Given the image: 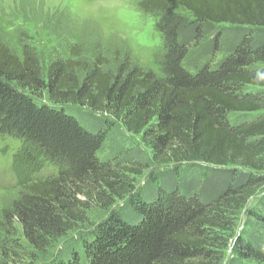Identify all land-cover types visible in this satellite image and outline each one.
<instances>
[{
	"label": "trees",
	"instance_id": "1",
	"mask_svg": "<svg viewBox=\"0 0 264 264\" xmlns=\"http://www.w3.org/2000/svg\"><path fill=\"white\" fill-rule=\"evenodd\" d=\"M138 10L162 39L158 71L115 39L89 44V22L66 11L48 21V59L27 32L20 53L0 36V136L56 167L20 178L13 163L4 230L20 226L32 250L4 239L0 264H36L91 207L109 215L53 264H264V0ZM119 128L159 167L140 187L148 165Z\"/></svg>",
	"mask_w": 264,
	"mask_h": 264
},
{
	"label": "rangeland",
	"instance_id": "2",
	"mask_svg": "<svg viewBox=\"0 0 264 264\" xmlns=\"http://www.w3.org/2000/svg\"><path fill=\"white\" fill-rule=\"evenodd\" d=\"M139 1L0 0V36L20 53L17 36L20 30L27 32L41 56L48 59L54 48L58 47L60 43L50 31L46 30L48 21L53 18V14L56 12L64 13L66 11L81 23L89 22L88 41L90 38H94V34L97 36L89 44L100 40L103 41L102 44L106 48L110 41L115 39L117 45L124 46L126 44L132 51L134 59L140 64L158 71V62L163 55L162 39L157 31L155 19L143 15L138 10ZM45 22L47 23L45 24ZM119 129L122 137L126 139L125 143L128 147H139L143 151L148 168L143 172L142 177L132 178L137 182V187H140L145 184L149 173L159 169V167L153 164L150 156L151 151L141 144L139 137ZM119 140L121 139L119 138ZM14 162H17L16 170L20 178H25L27 173L32 170L36 171V177L53 175L56 173V167L44 162L39 153L29 144L0 136V242L4 239L6 241L19 239V243H22L26 250H32L26 244L20 226L15 228L12 239L11 235L4 230L8 224L3 219L2 210L11 207L17 192L15 185L17 178L13 170ZM122 202L118 203V207L122 205ZM254 204L255 201L251 202V206ZM107 211L91 207L86 222L81 223V226L70 232L66 238L38 255L36 264H53L52 261L58 254L69 247L76 246L82 235L89 234L94 227L101 224L109 215V210ZM13 227L15 224L8 226V228ZM21 264H31V262L26 261Z\"/></svg>",
	"mask_w": 264,
	"mask_h": 264
}]
</instances>
